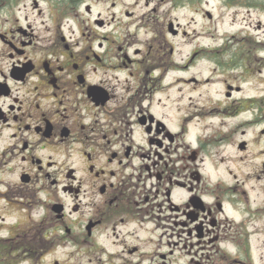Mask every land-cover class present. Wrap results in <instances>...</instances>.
<instances>
[{
  "label": "flooded vegetation",
  "instance_id": "1",
  "mask_svg": "<svg viewBox=\"0 0 264 264\" xmlns=\"http://www.w3.org/2000/svg\"><path fill=\"white\" fill-rule=\"evenodd\" d=\"M210 3L0 0V264H264V36Z\"/></svg>",
  "mask_w": 264,
  "mask_h": 264
},
{
  "label": "rangeland",
  "instance_id": "2",
  "mask_svg": "<svg viewBox=\"0 0 264 264\" xmlns=\"http://www.w3.org/2000/svg\"><path fill=\"white\" fill-rule=\"evenodd\" d=\"M210 5L206 9L213 14V20L203 17L202 13L197 14L191 9H184L180 12V22L182 25L197 27V32L211 28L214 35L229 36L243 30L249 23L255 35L264 36V12L260 9H249L242 6L228 7L222 0H210ZM195 21V24L193 23ZM261 24L262 27L258 28Z\"/></svg>",
  "mask_w": 264,
  "mask_h": 264
},
{
  "label": "trees",
  "instance_id": "3",
  "mask_svg": "<svg viewBox=\"0 0 264 264\" xmlns=\"http://www.w3.org/2000/svg\"><path fill=\"white\" fill-rule=\"evenodd\" d=\"M181 1H193V0H181ZM229 6H244L249 8L260 9L264 11V0H224Z\"/></svg>",
  "mask_w": 264,
  "mask_h": 264
}]
</instances>
